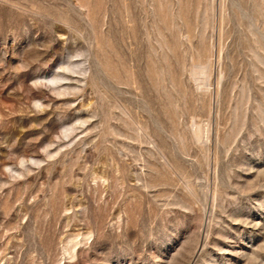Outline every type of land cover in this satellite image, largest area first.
<instances>
[{
	"label": "rangeland",
	"instance_id": "obj_1",
	"mask_svg": "<svg viewBox=\"0 0 264 264\" xmlns=\"http://www.w3.org/2000/svg\"><path fill=\"white\" fill-rule=\"evenodd\" d=\"M261 44L264 0H0V264H264Z\"/></svg>",
	"mask_w": 264,
	"mask_h": 264
},
{
	"label": "bare ground",
	"instance_id": "obj_2",
	"mask_svg": "<svg viewBox=\"0 0 264 264\" xmlns=\"http://www.w3.org/2000/svg\"><path fill=\"white\" fill-rule=\"evenodd\" d=\"M257 37V36H256ZM255 37V38H256ZM257 39H258V37H257ZM257 39H256V43H257ZM260 40V39H259ZM261 42V41H260ZM259 45V44H258ZM262 45V44H261ZM262 47H264L263 45H262ZM252 53V52H251ZM258 54V53H257ZM257 54H256V56H257ZM254 57V56H253ZM263 58V57H262ZM263 60V59H262ZM259 62H260V60H259ZM262 63V62H261ZM198 65V64H197ZM201 65V64H200ZM198 70V73H196L197 75H199V76H203V78L205 77V78H208V77H210V73H209V70H210V67H209V65H204V66H201L199 69H197ZM196 70V71H197ZM195 71V72H196ZM193 73V72H192ZM196 74L194 73V74H192V75H195L196 76ZM220 77H219V85L221 84V81H222V79H223V73L221 72V74L219 75ZM259 76H261V75H259ZM194 77V76H193ZM197 78V77H196ZM204 78V79H205ZM210 79V78H209ZM198 80V79H197ZM200 80H201V78H200ZM199 80V81H200ZM203 80V79H202ZM208 81V80H207ZM203 82V81H202ZM206 82V81H205ZM198 83V82H197ZM205 84V83H204ZM200 86V85H199ZM208 87V86H207ZM206 86H205V88H207ZM209 88V87H208ZM195 123V122H194ZM194 125V127H193V138H195L196 140H198V142L200 141V140H202L204 137H206V141L208 142L209 141V130H207V132L205 133L204 132V130L200 127V126H198L196 123L195 124H193ZM207 144V143H206Z\"/></svg>",
	"mask_w": 264,
	"mask_h": 264
}]
</instances>
